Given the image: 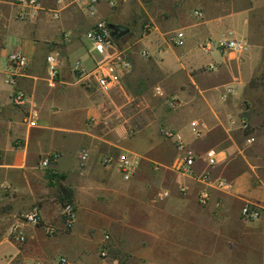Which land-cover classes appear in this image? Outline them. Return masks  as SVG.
<instances>
[{
  "label": "crops",
  "instance_id": "obj_1",
  "mask_svg": "<svg viewBox=\"0 0 264 264\" xmlns=\"http://www.w3.org/2000/svg\"><path fill=\"white\" fill-rule=\"evenodd\" d=\"M253 1L260 0H150L146 6L138 0L134 12L130 0H100L90 14L82 0H42L45 10L22 21L11 0H0V44L15 36L16 49L30 62L17 83L28 95L23 107L12 105V87L4 83L5 67L0 64V183L11 185L9 195L0 196V264H57L58 256L70 264H108L112 259L120 264H264V218L247 221L240 213L245 202L264 203V113L259 111L264 106L244 99L264 45L246 15L236 19V29L227 30L223 20L227 5L234 15V10L253 8ZM185 2L192 3V15L182 8ZM49 9H58L59 18L52 19ZM196 9L201 16L194 14ZM99 20L129 28L118 42L128 46L132 67L121 75L122 89L110 93H123L130 100L153 85L156 93L178 98L177 109L166 114L150 109V115L146 110L136 121L122 114L124 104H104L92 96L94 87L77 82L72 65L78 61L90 70L102 57L84 40ZM146 23L149 31L143 29ZM174 30L184 32L183 45L169 41ZM219 38L242 40L246 49L200 50L205 41ZM52 52L60 64L58 83L49 88L45 58ZM220 87L219 95L212 94ZM227 88L232 92L223 98ZM182 104L191 106L184 109ZM30 110L37 113L34 127L26 123ZM194 119L205 124L201 137L191 130ZM130 127L137 129L129 133ZM162 127L177 132L194 154V174L172 167L178 150L161 134ZM141 134L144 139L137 138ZM250 135L252 143L246 141ZM83 149L88 152L84 160ZM209 149L217 153L211 177L230 186L211 184L208 203L200 205L197 192L203 184L195 174L208 169ZM119 152L138 159L129 179L115 162L103 161ZM50 153H58V159L41 168L40 160ZM48 170L62 175L58 183L73 190L75 215L69 229L61 217L57 182L48 180ZM34 204L58 232L47 235L23 222L26 241L17 243L9 228ZM104 232L109 234L108 256L101 257Z\"/></svg>",
  "mask_w": 264,
  "mask_h": 264
},
{
  "label": "built area",
  "instance_id": "obj_2",
  "mask_svg": "<svg viewBox=\"0 0 264 264\" xmlns=\"http://www.w3.org/2000/svg\"><path fill=\"white\" fill-rule=\"evenodd\" d=\"M57 3L63 2L65 0H56ZM100 0H82L83 9L87 13H94L96 11V6ZM11 4L15 9V15L19 20H32L39 16L40 12L45 10L42 0H11ZM49 13L52 19L56 20L59 18L58 9H49ZM196 16H201V11L194 10ZM143 29L149 31L151 25L149 23L144 24ZM86 38L90 42L92 49L97 53L101 54V58L95 63L94 67L90 70L86 69L80 62L76 61L72 65V71L75 74L77 82L84 87H94L101 94H109L115 88L121 87L120 78L122 73L129 72L132 67L128 55V46L121 45L118 41H115L111 35V30L108 27V23L99 20L95 22L85 33ZM169 41L173 45L181 46L185 42V35L182 30H176L170 33ZM200 50L204 53L210 52L212 49H217L219 51H230V50H245L246 43L242 40L231 39V38H219L214 41L207 40L199 46ZM1 49V44H0ZM142 55H146L145 50L141 51ZM47 64V77L46 82L49 88H54L58 83L59 76V64L60 60L56 53H49L45 58ZM29 58L20 50L16 49L10 52L7 56V62L4 72V83L12 87V92L10 95V101L15 107H23L28 101L27 93L17 87L18 79L24 75L25 71L29 67ZM232 92L231 88L225 90V98L228 94ZM158 94H162L160 91ZM178 100L172 97L169 100L170 107H177ZM26 123L29 127H34L37 125V113L34 110H30L25 115ZM190 127L195 137H201L205 130V124L200 120H191ZM241 127L244 130L248 129V124L242 122ZM161 134L172 139L178 150V156L173 163L172 167L180 173H190L194 174L193 165L195 161L194 154L189 150L187 144L182 139V137L172 129L168 127H163L160 130ZM20 139L15 138L14 142L20 144ZM248 143L254 141L253 135L246 138ZM216 151L214 149H209L206 151L207 166L199 174H195L196 179L203 184L197 192V202L200 205H206L210 199L209 186L212 184L218 188H228L229 182L225 179L218 178L213 179L210 173V167L214 166L217 162ZM1 156V154H0ZM88 152L86 149L81 150V159H86ZM58 159V153H50L44 156L40 160V167L47 169L50 163ZM104 163L115 162L118 170L121 172L124 179H129L135 172L136 166L138 164V159L130 156L126 152H119L116 155H108L103 159ZM11 192V185L9 183H0V196H7ZM164 195H167L164 192ZM241 217L244 220L251 221L259 218H264V203L256 202H245L241 207ZM75 209L72 201H66L61 205V217L64 225L69 229L74 221ZM26 222L34 226H39L47 235H55L58 229L52 225L46 223L41 215L40 208L38 205L34 204L18 215V221L10 226L9 235L17 243H24L26 241V235L22 231V223ZM108 240L109 234L104 232L102 240L99 246V254L101 257L108 256ZM57 264H70V261L65 256H58ZM108 264H120L116 259H112Z\"/></svg>",
  "mask_w": 264,
  "mask_h": 264
},
{
  "label": "rangeland",
  "instance_id": "obj_3",
  "mask_svg": "<svg viewBox=\"0 0 264 264\" xmlns=\"http://www.w3.org/2000/svg\"><path fill=\"white\" fill-rule=\"evenodd\" d=\"M142 1L143 5L146 6V4H148L150 2V0H140ZM247 1V0H246ZM254 2V1H253ZM130 3H132L133 5L131 6V10H133L134 12H136V8L138 5V0H130ZM237 4V2H236ZM239 4V3H238ZM227 8L224 12H223V20L226 24V29H233L238 26L239 23L236 19H239V17H244V15L247 16V24L249 26H251L253 29L255 28V30L257 31L256 33H260V42H262V45H264V0H260L259 2H254V7H246L245 9H238V10H234V15L231 14L232 10L229 9L230 5L226 6ZM182 8L184 9V11L186 13H189V15H192L193 13V5L191 2H185V4H183ZM233 15V16H232ZM232 18H234V22H231ZM131 19H129L130 21ZM29 21V20H26ZM128 21V25L130 26V23ZM177 26H174L173 28H176ZM176 31V30H174ZM228 31H226L227 33ZM85 41H88L86 38L84 39ZM16 45H18V40L16 39L15 36H12L11 39H7L6 43L4 45H1V49L4 50V54L0 56V64L1 67H5L6 66V62H7V56L10 52H12L13 50H16ZM0 49V50H1ZM244 51V50H243ZM207 55V54H205ZM213 57L215 55V52L212 53ZM262 57L260 64H258V68L255 72L254 75V79H255V86H251L249 84V91L246 94V97L244 99L247 100V102L249 104L253 103L254 107L258 106V107H262V105L264 106V49L262 52ZM130 86L132 91L137 94L138 93V87L134 85L135 81L131 80L130 82ZM134 85V86H133ZM138 85V83H137ZM148 86V85H147ZM119 88V87H118ZM117 89V88H115ZM114 89V90H115ZM223 89V87H220L218 89H215L212 94L214 95H219L220 91ZM95 92L92 96L98 97L99 101L106 104V103H110L112 101H115L116 104H124L126 108H124L126 111L124 113H122L123 115H131L133 118H135L136 121H138L139 117H140V113L142 112H146V110H148L146 112L147 115H150L151 113L149 112L150 109L155 110L156 112L159 113H169L175 109H177L180 106V101L178 98H176L178 100V106L173 108L169 106V100L172 98L171 96H169L168 94H158L155 92L153 85H150V88L147 87L146 89V94L143 96H138L133 98L132 96H129V98H131L130 100L128 99V97L126 95H124L123 93H121L118 96H113L112 93L110 94H101L97 91H92ZM184 105V109H188V107L191 106V104H182ZM146 107L145 110H143V107ZM142 108L141 112H139V110ZM124 111V110H123ZM121 111V112H123ZM260 112L264 113V110L259 109ZM189 116H193L192 114L188 115L186 117L185 123L188 122L190 120ZM187 124V123H186ZM262 126H264V114L262 116ZM163 128V127H162ZM137 128L134 127H130V130L128 131L131 133L136 130ZM161 130V129H160ZM138 139H144L145 136L144 135H139L137 137Z\"/></svg>",
  "mask_w": 264,
  "mask_h": 264
},
{
  "label": "trees",
  "instance_id": "obj_4",
  "mask_svg": "<svg viewBox=\"0 0 264 264\" xmlns=\"http://www.w3.org/2000/svg\"><path fill=\"white\" fill-rule=\"evenodd\" d=\"M113 38H114L115 41H118L122 37H118V38L113 37ZM255 83H256L255 79L253 78V79H251L249 84L251 86H255ZM46 176H47L49 181L54 180V181L57 182L56 185L58 186L60 203L64 204L66 201H70L71 202L72 201V197H73V190L71 188H69V187L63 186L60 183H58V181L60 179H62L63 176L62 175H58L56 173V171H54V170H48Z\"/></svg>",
  "mask_w": 264,
  "mask_h": 264
},
{
  "label": "water",
  "instance_id": "obj_5",
  "mask_svg": "<svg viewBox=\"0 0 264 264\" xmlns=\"http://www.w3.org/2000/svg\"><path fill=\"white\" fill-rule=\"evenodd\" d=\"M108 27L111 30V35L113 37H123L124 35H126L129 32V28L128 27H121L119 25H116L114 23H109Z\"/></svg>",
  "mask_w": 264,
  "mask_h": 264
}]
</instances>
